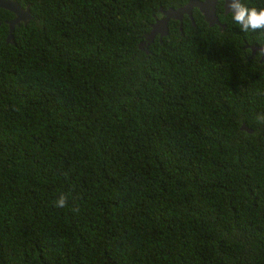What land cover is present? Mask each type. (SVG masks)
<instances>
[{"label":"trees","instance_id":"trees-1","mask_svg":"<svg viewBox=\"0 0 264 264\" xmlns=\"http://www.w3.org/2000/svg\"><path fill=\"white\" fill-rule=\"evenodd\" d=\"M16 1L31 18L6 43L0 8V264H264V33L221 1L222 29L194 8L151 43L157 9L187 0Z\"/></svg>","mask_w":264,"mask_h":264},{"label":"water","instance_id":"water-1","mask_svg":"<svg viewBox=\"0 0 264 264\" xmlns=\"http://www.w3.org/2000/svg\"><path fill=\"white\" fill-rule=\"evenodd\" d=\"M221 1L223 14H227L228 12L224 8L223 0H207L206 3H202V0H189L184 5L172 9L168 8L166 10H162L158 8L161 16L159 18H154L153 22L150 24V29L148 33H146L145 39H152L155 35H157L158 39L167 34L166 23L168 20L178 21V30H181V19L183 15H186L190 19L191 25H193V21L191 20V10L195 8L202 16L203 21L208 26L217 25L222 28V25L218 22L215 16V4ZM0 8L6 9L12 12L13 17L6 21L8 25V31L5 36V42H13L12 32L14 26L18 25L20 22L22 24H26L31 16L28 7L22 8L16 0H0ZM261 47H264V41L259 47H250L251 55L254 51H258ZM241 129L246 130L243 125L240 126Z\"/></svg>","mask_w":264,"mask_h":264},{"label":"clouds","instance_id":"clouds-1","mask_svg":"<svg viewBox=\"0 0 264 264\" xmlns=\"http://www.w3.org/2000/svg\"><path fill=\"white\" fill-rule=\"evenodd\" d=\"M189 1V0H187ZM186 1V2H187ZM207 0H202V3H206ZM219 2V1H218ZM222 3V2H221ZM224 3V8L225 10L231 15V18L233 20V22L235 23V25H238L239 28L244 32V33H249V32H261L264 33V5H250L249 3L246 2V0H223ZM19 4V3H18ZM185 4V3H184ZM183 4V5H184ZM217 4V3H216ZM215 4V5H216ZM22 7V6H21ZM24 7H28V6H24ZM22 7V8H24ZM160 8V7H159ZM3 9V8H2ZM29 9V7H28ZM176 9V8H175ZM194 9V8H192ZM223 9V8H222ZM6 10V9H5ZM158 10V9H157ZM192 11V10H191ZM10 12V11H9ZM30 12V10H29ZM159 12V11H158ZM223 13V11H222ZM12 14V12H11ZM31 16V15H30ZM161 16V14L159 13V15L156 17L154 16V18H159ZM184 16V15H183ZM186 16V15H185ZM13 17V14L11 16V18ZM10 18V19H11ZM183 18V17H182ZM217 18V17H216ZM189 19V18H188ZM9 20V19H8ZM154 20V19H153ZM190 20V19H189ZM192 20V19H191ZM7 20H5V24ZM182 22V19H181ZM219 22V21H218ZM21 23V22H20ZM19 23V24H20ZM28 23V22H27ZM220 23V22H219ZM18 24V25H19ZM22 24V23H21ZM191 24V23H190ZM16 25V26H18ZM25 25V24H23ZM8 27V25H7ZM15 27V26H14ZM150 29V28H149ZM14 30V29H13ZM8 31V30H7ZM149 31V30H148ZM145 32L146 33H148ZM181 31V30H180ZM143 34V36L145 35ZM157 36V35H155ZM154 36V37H155ZM152 37V39L154 38ZM158 38V37H157ZM152 39H150V41L148 39H145L144 36V40L147 41L146 43H151ZM5 40V39H4ZM158 41H160L158 39ZM145 42H141L138 44V47L140 49H143V47L146 45ZM145 52H147V50L145 49ZM256 55H259L260 57H264V47H261L258 52L256 53ZM67 205V197L65 195H60V197L58 198V200L56 201V207L58 208H63ZM78 208H74L73 211H78Z\"/></svg>","mask_w":264,"mask_h":264},{"label":"flooded vegetation","instance_id":"flooded-vegetation-1","mask_svg":"<svg viewBox=\"0 0 264 264\" xmlns=\"http://www.w3.org/2000/svg\"><path fill=\"white\" fill-rule=\"evenodd\" d=\"M220 24H221V23H220ZM221 25H222V28H223V27H224V25H223V24H221ZM222 28H221V29H222Z\"/></svg>","mask_w":264,"mask_h":264}]
</instances>
